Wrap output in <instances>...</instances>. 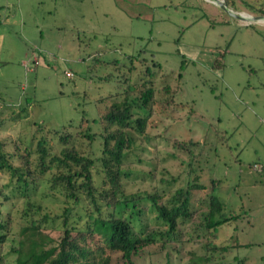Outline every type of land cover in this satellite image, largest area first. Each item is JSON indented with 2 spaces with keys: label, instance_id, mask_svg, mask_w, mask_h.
<instances>
[{
  "label": "rangeland",
  "instance_id": "374dc122",
  "mask_svg": "<svg viewBox=\"0 0 264 264\" xmlns=\"http://www.w3.org/2000/svg\"><path fill=\"white\" fill-rule=\"evenodd\" d=\"M246 1L264 10V0ZM234 2L236 14L264 16ZM126 77L130 99L149 82L154 94L144 109L132 107L146 124L128 129L124 194L147 207L142 217L152 225L149 196L165 204L193 186L194 215L180 225L179 241L138 264H264V18L237 19L212 0H0V140L14 164L24 148L35 162L41 137L58 152L52 128L72 133L81 153L100 155V134L113 129L100 115L121 102ZM92 172L100 186L102 166ZM35 175L28 195L39 206L35 217L47 216L43 230L58 236L65 208L68 227L83 230L86 208L51 187L48 169ZM212 183L225 211L238 215L218 228L215 243L228 248L208 251L205 261L207 234L198 225ZM24 197L16 176L0 170V212L10 217L4 264H15Z\"/></svg>",
  "mask_w": 264,
  "mask_h": 264
},
{
  "label": "trees",
  "instance_id": "16d2710c",
  "mask_svg": "<svg viewBox=\"0 0 264 264\" xmlns=\"http://www.w3.org/2000/svg\"><path fill=\"white\" fill-rule=\"evenodd\" d=\"M242 1L255 10L251 3ZM225 3L236 9L234 0H225ZM255 11L264 14L263 8L258 7ZM220 53L216 59L218 66L223 56ZM124 81L126 89L121 102L107 104L101 112L100 118L113 129L100 134L102 148L96 157L81 153L73 144L70 145L75 138L64 127L51 129L62 142L56 153L47 147L45 138L38 139L35 162L31 159L30 150L24 148L23 152H19L20 163L14 164L8 159L0 140V170H8L11 177L16 176L19 192L25 196L24 213L28 215L26 223L20 226L16 245L11 249L16 254L15 264H138L146 257L152 258L165 251L172 242L181 238L180 225L194 215L189 210L193 186L178 189L165 204L158 203L156 195L149 196L148 208L155 211L154 218L158 220L152 225L142 217L147 207L141 205L139 199L123 192L121 161L133 140L128 129L142 132L146 124V118L133 116L132 107L144 109L152 104L154 94V88L148 81L139 90L138 97L130 99L128 92L134 87L127 83V77ZM88 135V139H92ZM96 162L105 172L100 186L95 183L92 172ZM47 169L51 172V187L57 188L66 201L71 199L74 205L81 204L86 208L88 221L83 230L68 227L67 214L71 208L64 209L62 229L56 237L42 228V222L47 220L45 214L40 219L35 217L33 211L37 212L39 206L28 194L35 186V173ZM210 188L207 212L198 225L207 234L203 247L205 261L212 258L207 255L208 251L228 248L215 243L218 228L235 220L238 215L227 213L222 201L212 193L215 188L213 183ZM107 208L110 210L106 212ZM9 222L10 217L4 218L0 212V245L7 240ZM190 262H193L192 258ZM0 264H4L1 253Z\"/></svg>",
  "mask_w": 264,
  "mask_h": 264
},
{
  "label": "water",
  "instance_id": "95a60500",
  "mask_svg": "<svg viewBox=\"0 0 264 264\" xmlns=\"http://www.w3.org/2000/svg\"><path fill=\"white\" fill-rule=\"evenodd\" d=\"M214 2H216L224 11H226L227 13H229L231 16H234L237 19H242V20H247V19H251V20H257L259 18H264V16H245V15H241V14H236L232 9L228 8V6L221 0H212Z\"/></svg>",
  "mask_w": 264,
  "mask_h": 264
},
{
  "label": "built area",
  "instance_id": "2783aa9c",
  "mask_svg": "<svg viewBox=\"0 0 264 264\" xmlns=\"http://www.w3.org/2000/svg\"><path fill=\"white\" fill-rule=\"evenodd\" d=\"M64 73H65L66 77L71 78L73 76L72 72H70V71H65ZM252 168L256 169L258 171H261L263 169V166L260 163L255 162L252 164Z\"/></svg>",
  "mask_w": 264,
  "mask_h": 264
}]
</instances>
